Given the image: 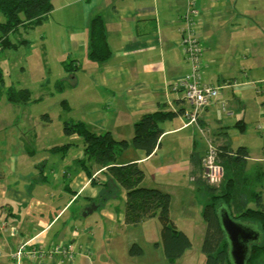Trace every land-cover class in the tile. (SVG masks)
<instances>
[{
  "label": "crops",
  "instance_id": "1",
  "mask_svg": "<svg viewBox=\"0 0 264 264\" xmlns=\"http://www.w3.org/2000/svg\"><path fill=\"white\" fill-rule=\"evenodd\" d=\"M53 5L52 12L59 10L63 27L58 35L64 43L59 74L69 96L64 100L70 106L62 108L63 122L82 121L95 133L110 131L116 139L130 140L134 124L144 114L178 112L160 125L159 144L151 154L141 149L122 154L124 150L123 159H116L121 164L136 162L143 169L142 186L168 192L171 200L177 191L169 186L193 190L191 156L202 159L206 149L205 145L197 150L198 125L208 129L213 123L215 131L208 137L213 141L217 136V144L223 140L218 133L226 131L233 147L246 146L248 169L264 164V0H196L198 37L204 48L203 80L219 87L215 100L198 114L197 123L189 122L181 108L189 109L182 90L171 88L191 68L181 45L185 0H53ZM98 14L105 22L111 50L101 63L87 56V22ZM71 60L78 69L67 72L63 62ZM6 108L16 117L18 105ZM237 122H243V129ZM178 139L187 148L179 157L174 149ZM67 143L71 145L64 155L51 151ZM42 146L2 159L6 170L0 168V221L6 227L0 229V264H15L8 254L23 241H30L29 248L39 255L21 264H96L99 217L124 223L126 196L117 213L99 202L115 183L107 178L105 168L89 161L87 175L74 162L83 157L81 136L49 139ZM171 213L176 225L175 213ZM56 246L59 252L48 254Z\"/></svg>",
  "mask_w": 264,
  "mask_h": 264
},
{
  "label": "trees",
  "instance_id": "2",
  "mask_svg": "<svg viewBox=\"0 0 264 264\" xmlns=\"http://www.w3.org/2000/svg\"><path fill=\"white\" fill-rule=\"evenodd\" d=\"M54 9L53 0H0V51L18 49L29 43L27 38L13 41L11 36L23 30L28 33L39 23L48 19ZM186 9V8H185ZM88 59L101 63L106 61L111 50L107 43V31L101 15L91 17L87 22ZM138 32L140 29L137 28ZM151 29L149 32H152ZM67 72H74L78 66L74 60L64 63ZM59 90L66 86L64 80L55 82ZM5 98L10 104H26L32 100V92L27 87L6 84L3 69L0 66V101ZM63 109H70L66 100L61 101ZM178 112L157 110L144 114L133 126V135L127 139H116L110 131L95 133L82 121L63 122L62 131L67 136L78 135L83 140V157L75 163L90 175L87 163L91 161L98 168H105V175L125 190L124 223L139 225L149 218L157 217L161 223L160 237L164 257L173 264L184 251L191 246L188 235L178 229L170 215L171 196L156 187L140 184L144 176L143 169L136 162L116 164L117 157L130 145L141 149L146 155L153 152L159 144L162 134L160 122L170 119ZM243 129V122H237ZM222 141L213 142L217 150V161L223 166L224 174L218 185L206 183L200 156H191L192 176L197 191L204 194L201 214L204 219V233L201 249L205 255L204 264H235L230 254V241L223 228L220 212H226L237 223L244 224L259 232L260 237L250 242L245 254L244 264H264V164L248 169L249 152L246 146L233 147L226 131L220 132ZM70 144L54 146L51 151L65 154ZM264 150V147H263ZM202 173V177L201 174ZM197 175V176H196ZM1 176V174H0ZM91 181L94 178L91 177ZM130 252L141 253V247L133 244Z\"/></svg>",
  "mask_w": 264,
  "mask_h": 264
},
{
  "label": "rangeland",
  "instance_id": "3",
  "mask_svg": "<svg viewBox=\"0 0 264 264\" xmlns=\"http://www.w3.org/2000/svg\"><path fill=\"white\" fill-rule=\"evenodd\" d=\"M185 7H187V3ZM194 7L198 10L196 14V19H198L199 8H197L196 3ZM58 13V9L55 14L52 12L48 21L39 23L28 33L20 30L19 33L11 36L13 41L27 38L29 40L28 44L22 45L18 49L0 51V66L4 72L6 84L27 87L32 92L30 102L18 104L19 110L16 111V117H14L15 115L11 116L12 113H9L6 108L10 103L4 97L0 101V168L4 170H6L5 162L2 161L4 156L8 154L23 155L32 147L42 148L43 143L49 139L69 137L62 131L63 116L60 115L63 114L61 101L64 97H69L66 93L68 91L66 89L60 91L55 85L57 80L62 79V74H59L62 72L60 55L64 47V43L61 42V35L58 37L63 30V27L59 24ZM0 21H3L1 13ZM198 31L199 27L197 33ZM183 55L185 57L184 52ZM201 66L200 73L202 75ZM71 99L76 103L74 97ZM181 108L184 112L183 106ZM34 114H39V116ZM172 119H166L160 122V125ZM46 123L49 124V127L43 126ZM211 127H213V123L210 124L208 129H204L205 133H201L199 129L195 130L194 139L198 151L204 149L206 137L210 135V131H215V128ZM187 130L192 132L191 128ZM204 134H207V136ZM190 140L192 141V138ZM178 143V146H174V149L176 150V156L179 157L183 156L185 152L187 153V148H185V141L178 139ZM138 150L130 145L122 154H126V152H128L127 154H133ZM168 152H171V150H168ZM122 156L119 155L117 161L123 159ZM116 164L121 163L117 162ZM200 175L202 177V173ZM192 178L195 179L194 176ZM202 178L205 180L204 177ZM205 182L207 183L206 180ZM114 183L115 186H112L108 191H104L99 202L107 205V208L117 213L118 209H122L125 190L115 181ZM169 187L177 191H175L176 194L171 200L172 205L170 203L171 214L175 213L172 216L176 217V227L185 231L191 241V246L173 264H204L205 255L201 249L204 233V219L201 209L204 194L200 190L197 191L196 183H193L192 191L180 190V188L174 186ZM94 216H96V213L90 214V217L93 218ZM5 227L6 223L0 221V229ZM160 227L161 223L157 217L146 219L136 226L120 223L116 219L106 221L99 217V224L96 229L97 246L94 252L96 264H169L162 250ZM133 244L141 247V253L132 254L130 252V247Z\"/></svg>",
  "mask_w": 264,
  "mask_h": 264
},
{
  "label": "built area",
  "instance_id": "4",
  "mask_svg": "<svg viewBox=\"0 0 264 264\" xmlns=\"http://www.w3.org/2000/svg\"><path fill=\"white\" fill-rule=\"evenodd\" d=\"M187 7L181 15V45L186 59L190 62V72L178 77L172 84L173 91L182 90L183 101L186 105L184 112L189 122L197 123L199 111L210 105L218 95L219 87L208 84L200 73L202 64L203 47L201 46L197 29L199 20L196 19L198 10L194 7L196 0H186ZM201 133H205L202 126L198 125ZM203 177L209 184L218 185L223 177V166L217 161V150L211 138L206 137V149L202 159ZM30 241L19 243L9 254L8 258L15 264H21L23 260H34L39 255L29 248ZM59 252V246L48 250L52 255Z\"/></svg>",
  "mask_w": 264,
  "mask_h": 264
},
{
  "label": "water",
  "instance_id": "5",
  "mask_svg": "<svg viewBox=\"0 0 264 264\" xmlns=\"http://www.w3.org/2000/svg\"><path fill=\"white\" fill-rule=\"evenodd\" d=\"M95 207V206H94ZM91 209L88 208L87 212ZM86 212L83 213V215ZM223 228L230 241V254L235 264H244L245 254L248 250V242L260 237L258 231L244 224L237 223L228 213L220 212Z\"/></svg>",
  "mask_w": 264,
  "mask_h": 264
},
{
  "label": "flooded vegetation",
  "instance_id": "6",
  "mask_svg": "<svg viewBox=\"0 0 264 264\" xmlns=\"http://www.w3.org/2000/svg\"><path fill=\"white\" fill-rule=\"evenodd\" d=\"M250 242H252V241H249L248 244H250Z\"/></svg>",
  "mask_w": 264,
  "mask_h": 264
}]
</instances>
